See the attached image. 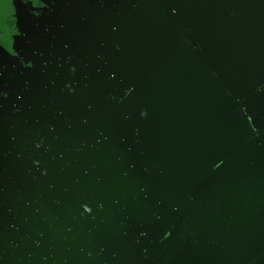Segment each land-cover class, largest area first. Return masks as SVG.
Instances as JSON below:
<instances>
[{"label":"water","instance_id":"95a60500","mask_svg":"<svg viewBox=\"0 0 264 264\" xmlns=\"http://www.w3.org/2000/svg\"><path fill=\"white\" fill-rule=\"evenodd\" d=\"M0 264H264V0H0Z\"/></svg>","mask_w":264,"mask_h":264}]
</instances>
